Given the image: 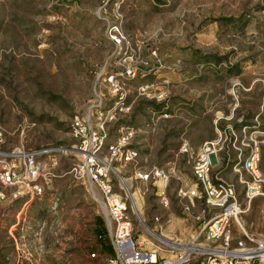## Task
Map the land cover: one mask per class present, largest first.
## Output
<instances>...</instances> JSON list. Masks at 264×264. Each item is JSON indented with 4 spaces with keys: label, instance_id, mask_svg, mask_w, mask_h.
<instances>
[{
    "label": "rangeland",
    "instance_id": "rangeland-1",
    "mask_svg": "<svg viewBox=\"0 0 264 264\" xmlns=\"http://www.w3.org/2000/svg\"><path fill=\"white\" fill-rule=\"evenodd\" d=\"M75 116L103 139L95 160L126 179L131 235L145 247L170 255L204 241L214 209L194 199L185 210L178 189L213 139L212 175L235 186L241 223L264 236V196L246 201L250 177L235 170L254 137L264 161V0H0V153L52 149L36 159L39 195L0 200V264H110L100 192L73 170L90 155ZM153 168L165 186L135 179Z\"/></svg>",
    "mask_w": 264,
    "mask_h": 264
},
{
    "label": "built area",
    "instance_id": "built-area-1",
    "mask_svg": "<svg viewBox=\"0 0 264 264\" xmlns=\"http://www.w3.org/2000/svg\"><path fill=\"white\" fill-rule=\"evenodd\" d=\"M72 127L74 136L80 142V148L90 154L82 168L76 166L73 170L80 169L86 173L99 190L106 210V224L113 247V255L108 259L110 264H264V236L248 232L241 223L240 217L245 208L241 205L235 186L212 175V168L214 164L219 163L218 154L222 150L220 140L205 142L193 166V184L178 189V196L187 200L185 210L190 211L194 199L200 200L205 207L214 209L207 219L200 221L199 233L203 235L204 241L191 242L179 248L171 246V254L164 255L159 247L147 248L143 239L131 235L133 225L127 214L131 196L129 197L127 181L119 177L118 181L114 182L110 176L111 165L95 160L97 155L93 156L100 151L103 139L95 133L88 135L83 119L78 116H75ZM251 132L253 134L257 131ZM2 136L0 125V142ZM261 144L262 141L254 137L248 143L246 156L240 149L237 152L236 172L240 174L241 168L250 177L244 181V196L248 202L257 195L264 196ZM51 150L44 148L25 151L16 148L9 153H0V200L6 197L17 199L24 194L30 197L33 194L39 195L42 187L36 182L43 166L36 159L43 153L49 154ZM109 150L112 155L119 152L113 145ZM131 153L133 152L129 150L125 152L127 158ZM239 163L240 168L237 167ZM134 177L141 181L160 179L163 186L167 182L164 170L158 168L149 172L136 171ZM4 189L12 190L5 194ZM161 194H164V191H161ZM197 218L200 219L199 216Z\"/></svg>",
    "mask_w": 264,
    "mask_h": 264
},
{
    "label": "bare ground",
    "instance_id": "bare-ground-1",
    "mask_svg": "<svg viewBox=\"0 0 264 264\" xmlns=\"http://www.w3.org/2000/svg\"><path fill=\"white\" fill-rule=\"evenodd\" d=\"M134 197V199H136V207H137V210L140 208V202H139V199L137 200V197L135 198V193H133L132 195ZM104 206V205H103ZM104 211H105V208L103 207ZM106 212V211H105ZM141 214V213H140ZM141 218V217H140Z\"/></svg>",
    "mask_w": 264,
    "mask_h": 264
},
{
    "label": "trees",
    "instance_id": "trees-1",
    "mask_svg": "<svg viewBox=\"0 0 264 264\" xmlns=\"http://www.w3.org/2000/svg\"><path fill=\"white\" fill-rule=\"evenodd\" d=\"M100 217H101V216H96V217H95V222H97V221L100 219ZM94 232H95V234H96V228H95ZM96 235H97V234H96ZM98 237H100V236H98Z\"/></svg>",
    "mask_w": 264,
    "mask_h": 264
}]
</instances>
